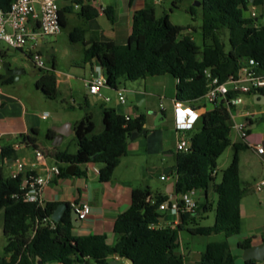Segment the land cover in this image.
I'll return each mask as SVG.
<instances>
[{
	"label": "trees",
	"instance_id": "1",
	"mask_svg": "<svg viewBox=\"0 0 264 264\" xmlns=\"http://www.w3.org/2000/svg\"><path fill=\"white\" fill-rule=\"evenodd\" d=\"M14 1L0 0V8L7 12ZM61 2L62 28L67 26L68 15L75 12L84 19H94L100 13H105L112 23L117 19L112 7H106L102 12L89 0ZM250 3L251 0H202L199 7L202 9L203 47L188 33L189 28L174 25L168 14L158 18L154 7L135 12L126 44L112 41L86 43L87 31L82 28L73 31L71 41L83 42L86 63L98 61L107 87L117 89L123 80L170 75L178 81L175 101L193 108L210 106L205 97L212 79L226 82L230 76L238 75L250 59L257 64L254 68L257 74L264 75V25H257L256 20L245 16ZM260 3L261 0L253 2L254 5ZM173 6L178 7L177 0ZM197 11L194 6L188 10L193 16ZM227 32L229 48L224 41ZM0 55H3L1 51ZM56 67L54 59L53 71L44 73L37 82V88L49 100L59 98ZM0 82L14 84L15 77L2 74ZM258 93L264 95V88ZM210 107L198 121L201 123L199 129L196 130V124L194 129L186 131L190 149L176 153L174 193L154 194L148 186L135 187L131 207L115 222L117 240L114 245H109L103 235L75 236L71 207L56 223L52 215L58 208L57 203L25 201L24 175L18 178L1 175L0 212L4 213L6 245L0 264H111L116 257L130 264H185V257L177 253L182 244L180 232L186 229L193 216L208 212L209 204L197 202L196 212L182 214L175 228L159 225L163 218L160 205L171 195L196 191L208 193L212 184L218 196L214 224L188 231L192 235L224 237L207 244L199 264H236L228 239L241 231V203L246 190L240 177V153L250 146L247 142H232V110L223 100ZM145 123L144 115L127 119L108 108L103 111L104 129L95 134V124L88 116L74 128L77 152L73 154L55 148L56 160L71 166L98 165L100 181L108 183L128 153V139L133 132H143ZM229 147L234 148L233 160L223 172L222 181L216 184L213 174L217 172L219 158ZM1 156L2 161L7 162L16 159L17 155L13 147H7L2 149ZM248 245V242L240 244L242 248Z\"/></svg>",
	"mask_w": 264,
	"mask_h": 264
},
{
	"label": "crops",
	"instance_id": "2",
	"mask_svg": "<svg viewBox=\"0 0 264 264\" xmlns=\"http://www.w3.org/2000/svg\"><path fill=\"white\" fill-rule=\"evenodd\" d=\"M99 3L104 7H112L115 10L117 19L114 23L108 19L111 25L103 26L99 21L103 15L106 16L105 13H100L94 19H84L77 12V18L85 23L83 29L87 31L86 43L112 41L117 44H126L132 32V21L135 12L153 7L154 1L152 3L151 0H99ZM59 5H62L61 1ZM67 19L69 20V16ZM45 43V40H41L38 47ZM32 46L24 48L21 52L28 57ZM39 52L42 55V52ZM84 52L85 47L82 61L80 64L71 66L69 72H63L58 66L56 67L58 100L66 102L68 98H72L74 100L73 105L58 106L51 113H45V105L48 102L38 92L33 94L35 96H22L17 89L11 90L8 88L4 90V88H1L0 132L2 136L0 137V148L2 151L3 148L13 147L17 156L16 159L3 162L0 152V176L11 177L15 169V160H24L29 163L35 158L34 151L36 149L41 150L45 155V160L39 165L37 173L45 175L47 168L54 166L59 167L61 173L54 176L51 183L44 188V203H57L58 206L66 203L69 207L75 209H78L82 203H89L92 207L91 214L86 220L82 221L79 227L73 229V234L77 237L103 235L109 245H114L117 240L114 232L115 222L120 214L131 207L132 190L141 186L139 181L132 179V162L130 160L132 155L140 156L165 152L167 156L174 157L176 161L177 142L179 138L183 137L181 133L176 131L175 98L178 81L174 78V82H171L168 78L160 79L161 76L147 77L136 81L123 80L117 89L104 87L101 90V95H91L88 84L93 79L100 75L105 76V74L97 60L87 63L84 61ZM153 85L161 88L163 94L161 99L165 100L161 105L160 112L156 111L152 103L153 97L156 96L151 91ZM36 90L42 92L38 88ZM119 90L125 92L127 99L125 104L119 102ZM77 92L85 96L84 103L79 102V98L74 99ZM107 98L109 101L106 100ZM252 99L254 100V97ZM49 103L55 105V102ZM108 108L115 109L117 113L131 118L144 115L146 133L141 132L135 140L129 143L128 153L122 158L113 179L108 183H103L100 181L99 173L95 171V169L100 170V166L94 164L71 166L59 163L55 157L57 152L55 148L68 151V146L65 145L66 138L75 135V126L88 116L92 117L95 124L94 133H101L104 129L103 111ZM210 109V106H203L199 110L202 114H205ZM45 114L49 115L46 119L43 118ZM159 114H162V117L157 121ZM50 132L53 134L51 133L49 138ZM247 143L250 146L249 149L252 148V145L260 144L253 139L252 133L249 135ZM77 150L78 146L76 152ZM253 150L255 151V149ZM259 156L264 160V154H259ZM122 165L127 169L124 174L120 172ZM175 170L176 167L171 170L173 176ZM250 170L251 167L248 164L244 167L240 153V177L242 186L246 190L241 203V231L228 239L231 252L236 258V264H251L253 262L264 264V261L257 259H244L246 249L261 246L264 243V191H255L254 186L258 181L257 179L253 184H249L242 179L243 172L247 175L250 174ZM167 180L168 177L162 181ZM172 184H175L174 178L169 179L165 189L157 193L173 194ZM201 196L208 200L209 190L208 193L201 192ZM162 213L163 218L159 225L175 228L177 224L174 222V217L168 213ZM3 224L4 213L0 212V259L4 256L5 248V245H3V251H1V244L5 239ZM243 242L249 243L247 248L240 246ZM125 263L126 260L118 257L111 261V264Z\"/></svg>",
	"mask_w": 264,
	"mask_h": 264
},
{
	"label": "rangeland",
	"instance_id": "3",
	"mask_svg": "<svg viewBox=\"0 0 264 264\" xmlns=\"http://www.w3.org/2000/svg\"><path fill=\"white\" fill-rule=\"evenodd\" d=\"M153 3V0H151ZM175 0H160L159 4H154L153 7L156 10L157 17H162L168 14L171 22L174 25L181 26L184 28H189L188 33L193 37L195 42L203 47V34H202V9L196 4L202 0H177L178 7L173 6ZM196 7L198 9L197 14L193 16L188 12L191 7ZM253 10L260 16H264V0H261L260 4L254 5L252 2L248 5V10L245 12L246 17H250ZM75 14L68 15V25L62 28V31L56 37H46V43L39 46L38 51L42 52V57L45 62V69H39L34 65L30 58L26 54L22 53L20 50H15L8 47L6 44H1L0 51L3 55H0V61L2 63H9L11 69L19 68L24 71L20 76V80L16 81L14 84H4L1 83V88L4 90L10 88L11 90L17 89L22 96H35V92H38L48 103L45 105V113H51L52 110L57 109L58 106L62 105H73V99L68 98L66 102H62L60 99L51 101L45 97L42 92L36 90L37 82L41 76L46 72H52L53 60H56L57 66L63 72H69L71 66L80 64L83 58V42H72L71 34L76 28H85L84 21H80ZM103 26H110L108 18L103 15L99 21ZM89 38V36H88ZM224 41L229 48V33L224 38ZM33 45V42H29L26 46L29 48ZM34 52H37L35 50ZM57 69L55 70L56 74ZM162 78H168L171 82L174 79L170 75L161 76ZM151 87V86H150ZM151 91L155 93V97L152 99V103L157 112L161 111V105L165 100L161 99L162 90L154 85ZM80 99L79 102L84 103L85 96L82 93H76L74 99ZM92 99V98H91ZM49 102H55V105H51ZM58 102V103H57ZM147 107V106H146ZM145 109V108H144ZM239 111L243 113L254 112L255 115L251 117L253 123L250 125V131L253 134V139L257 140L264 147V104H255L254 100L246 96L244 98V104L239 106ZM237 112V111H236ZM201 123H197V129H199ZM186 139L189 138L187 133H181ZM231 140L233 143L241 142V138L234 128V123H232L231 130ZM248 141V140H247ZM65 145L68 146V151L70 153H75L77 148V139L75 135L66 138ZM252 145V144H251ZM234 148L229 147L223 155L218 160V169L215 176V183L218 184L222 181L223 172L229 167L234 157ZM243 158L244 167L248 164L251 167L250 174H245L243 172L242 179L247 181L249 184H253L257 179H261L264 176V160L260 158L257 151L248 149L241 152ZM132 162V179L139 181V185L146 187L148 186L152 192L155 194L158 191H163L165 185L169 182V179H173L174 176L171 170L176 165L174 157H169L165 152H160L159 154H144L140 156H133L130 159ZM127 171L124 165H122L120 172L124 174ZM168 177L167 181H162L161 177ZM201 192H194V198L197 202H208L209 211L203 212L193 216V218L188 222L185 230L180 232V240L182 242L181 247L178 249L177 253L185 257V264H199L201 256L206 249L208 243L213 241L223 240L222 235L218 236H198L192 235L188 229L198 226H212L215 222L216 209L218 196L214 192L213 184L209 186V198L206 200L204 196H201ZM6 245L5 239L3 244H1V251H3ZM2 253V252H1ZM3 255V254H2Z\"/></svg>",
	"mask_w": 264,
	"mask_h": 264
},
{
	"label": "built area",
	"instance_id": "4",
	"mask_svg": "<svg viewBox=\"0 0 264 264\" xmlns=\"http://www.w3.org/2000/svg\"><path fill=\"white\" fill-rule=\"evenodd\" d=\"M60 1L15 0L9 11L5 12L0 8V46L4 43L12 49L23 51L29 42H33V46L30 49V59L36 67L45 69V62L37 48L41 40H45L46 37H56L62 31L59 13ZM89 1L102 12L105 11L106 7L99 3V0ZM153 1L155 4L160 3V0ZM250 18L256 20L257 25H264V16H260L256 10L251 12ZM35 50L37 52H34ZM256 65L255 60L250 59L238 75L230 76L226 82L220 83L218 79H212L210 89L205 97L207 105L212 106L218 100H223L227 108L230 111L232 110V123H234V128L237 130L242 142H247L249 138L251 117L255 113H243L238 108L244 104V98L246 96L251 95L252 98L259 94V89L264 88V75L257 74L254 69ZM2 74H5V69L4 63L0 61V75ZM208 76L210 77L209 73ZM107 84L106 77L100 75L88 84L89 93L91 95H101L102 88L107 87ZM232 94L233 96L231 97ZM118 96L119 102L125 104L127 101L125 92L119 90ZM106 100L109 101L108 98ZM175 108L177 112L176 131L178 133H185L186 131L194 129L203 115L199 110L200 108H193L182 102L175 101ZM48 117V114L43 115L44 119ZM126 117L129 119V116ZM1 136L2 133L0 132ZM251 147L258 154H264V147L261 144L252 145ZM176 148L177 151H188L190 149L189 139H186L184 136L179 138ZM34 153V160L29 163L24 160H15V169L11 177L18 178L20 175H24L22 185L24 200L44 204V188L51 183L54 176L60 175V169L54 166L47 168L45 175H39L37 169L45 160V155L39 149H36ZM95 171L99 173V170L95 169ZM216 173L214 172L213 175L216 176ZM161 180H166V177L162 176ZM254 188L256 192L264 191V176L256 181ZM193 194L194 192H188L180 196L171 195L168 201L160 205L159 210L173 216L175 219L174 222L178 224L182 214L196 212L198 204ZM77 210L79 220L84 221L91 214L92 207L89 203H82ZM125 264H130V262L126 260Z\"/></svg>",
	"mask_w": 264,
	"mask_h": 264
},
{
	"label": "water",
	"instance_id": "5",
	"mask_svg": "<svg viewBox=\"0 0 264 264\" xmlns=\"http://www.w3.org/2000/svg\"><path fill=\"white\" fill-rule=\"evenodd\" d=\"M251 2H254V0H251ZM196 5L200 6V2L197 3ZM4 69H5V74L7 76H14L16 81H18L20 79V76L23 73L22 69H19V68L11 69V66L9 63H4ZM254 102H255V104H258V105L264 104V95H261V94L255 95L254 96ZM161 117H162V114H159L157 116V121H159ZM143 133H146V131L144 130ZM140 134L141 133L137 132V131L133 132L132 135L130 136V138L128 139V143H131ZM171 187H172V189H174L175 184H172ZM68 209H69L68 204H66V203L60 204L58 206V208L56 209V211L54 212V214L52 215L53 221H55L56 223H59L61 221L62 217L64 216L65 212ZM70 211H71L72 225L74 228H77L82 224V221L79 220L78 210L75 208H72ZM177 243H179V241H177ZM244 259L245 260L257 259L260 261H264V243L261 246L250 247V248L246 249L245 253H244ZM251 264H255V263L253 262Z\"/></svg>",
	"mask_w": 264,
	"mask_h": 264
}]
</instances>
